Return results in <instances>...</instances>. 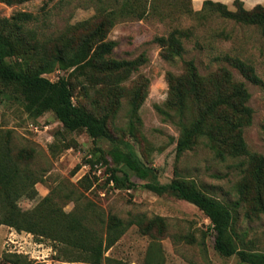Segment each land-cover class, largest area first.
Returning a JSON list of instances; mask_svg holds the SVG:
<instances>
[{
	"label": "rangeland",
	"instance_id": "obj_1",
	"mask_svg": "<svg viewBox=\"0 0 264 264\" xmlns=\"http://www.w3.org/2000/svg\"><path fill=\"white\" fill-rule=\"evenodd\" d=\"M234 1L226 4L233 11ZM242 2L247 10L252 9ZM122 3L123 0H31L8 5L0 0V17L29 12L37 17L33 27L43 35L57 36L99 10L119 9ZM190 8L202 12L203 6L195 8L189 0H146L143 19L136 15L119 19L110 31L108 39L117 43L114 58H145L126 85L131 87L142 77L148 78L150 84L149 95L135 116L129 98H122L117 115L109 122V132L116 142L131 143L162 184L177 175L195 181L206 194L228 204L234 215L236 244L248 251L264 252V214L248 216V205L236 204L240 199L237 185L246 168L241 163L244 159L222 160L202 143L178 156V119L165 105L169 94L167 75L182 73L184 61L193 59L202 74L227 67L237 80L246 83L251 94L253 120L244 136L249 149L264 156V36L257 26L226 19L213 11L198 15L186 12ZM175 29L186 31L189 36L183 37L182 58L170 62L161 57V47L155 39ZM226 55L251 63L262 84L246 80L225 60ZM68 74L56 67L43 75L56 81ZM7 92L10 91L0 86V143H7L13 155L22 149L33 150L29 168L41 178L33 197L19 200L21 209H33L52 196L65 212L75 210L77 199L83 206L92 203L106 215H116L126 222L137 216L165 219L167 232L161 238L143 235L136 224L130 226L105 252L102 264H247L237 255L225 257L215 249L211 221L195 205L170 193L155 194L143 186L146 180L138 176L131 177L137 187L117 188L110 180L111 158L107 157L109 164L102 159V152L107 153L112 146L110 140L95 143L86 130L68 132L52 112L38 117L29 115L21 101L4 95ZM90 93L87 97L82 87H77L74 102L89 111L104 113L102 98L95 90ZM17 257L21 264H92L82 252L64 243L0 225V264H13Z\"/></svg>",
	"mask_w": 264,
	"mask_h": 264
},
{
	"label": "trees",
	"instance_id": "obj_2",
	"mask_svg": "<svg viewBox=\"0 0 264 264\" xmlns=\"http://www.w3.org/2000/svg\"><path fill=\"white\" fill-rule=\"evenodd\" d=\"M1 1L14 5L31 0ZM234 5L235 11L224 3L206 0L202 12L213 11L226 19L257 26L264 36V5L258 4L251 10L241 0H235ZM186 12L202 13L191 8ZM133 15L139 19L146 16V0H123L119 9H101L57 36L43 35L33 27L37 17L32 13L21 11L9 18L0 17V86L10 91L4 95L21 101L29 115L38 117L52 112L68 132L83 129L95 143L110 140L109 151H100L108 164L107 157L111 158L110 180L117 188H135L137 185L131 177L143 178L146 180L143 186L155 194L170 193L198 207L211 221L214 247L221 255H237L247 264H264V252L248 251L236 244L234 215L228 204L206 194L195 181L177 175L171 182L162 184L156 171L141 160L131 143L116 142L111 136L109 122L117 115L122 98H129L135 116L149 95L148 78L142 77L131 87L126 85L144 64V55L134 60L116 59L112 53L117 43L108 39L119 19ZM188 36V32L175 29L167 36L157 37L161 57L170 62L182 58L183 37ZM225 60L246 80L262 84L251 63L230 55ZM56 67L68 72V77L53 81L43 75L47 69ZM167 81L169 94L165 105L175 113L180 128L177 155L202 143L222 160L244 159L241 163L246 168L237 185L240 199L236 204L246 203L248 216L264 214V156L252 152L244 136L245 128L253 120L246 83L237 80L227 67L202 74L193 59L184 61L182 73H169ZM79 86L87 97L91 90L98 93L104 102V113L89 111L74 102L75 89ZM33 158V150L22 149L13 155L7 143H0V225L64 243L82 252L84 259L92 264H102L105 252L133 224L143 235L165 236L167 223L160 216L149 219L137 216L126 222L116 215H106L92 203L83 206L77 199L78 205L72 212H65L60 201L52 196L33 209H21L19 200L33 197L35 185L41 179L29 168ZM67 198L71 199V195ZM12 262L21 264L19 257Z\"/></svg>",
	"mask_w": 264,
	"mask_h": 264
},
{
	"label": "crops",
	"instance_id": "obj_3",
	"mask_svg": "<svg viewBox=\"0 0 264 264\" xmlns=\"http://www.w3.org/2000/svg\"><path fill=\"white\" fill-rule=\"evenodd\" d=\"M206 0H192V3L194 4L195 8H199L203 6V3ZM215 2H221L224 4H229L231 3L233 0H213ZM244 1L246 4H249V8H254L255 6H257L258 4L264 5V0H242Z\"/></svg>",
	"mask_w": 264,
	"mask_h": 264
}]
</instances>
